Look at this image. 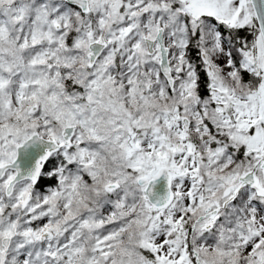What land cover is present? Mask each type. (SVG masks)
<instances>
[{"label": "snow or ice", "instance_id": "obj_1", "mask_svg": "<svg viewBox=\"0 0 264 264\" xmlns=\"http://www.w3.org/2000/svg\"><path fill=\"white\" fill-rule=\"evenodd\" d=\"M0 264H264V0H0Z\"/></svg>", "mask_w": 264, "mask_h": 264}]
</instances>
